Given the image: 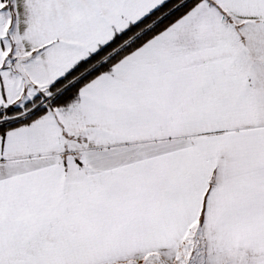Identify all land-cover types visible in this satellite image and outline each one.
Instances as JSON below:
<instances>
[{
  "label": "snow or ice",
  "instance_id": "1",
  "mask_svg": "<svg viewBox=\"0 0 264 264\" xmlns=\"http://www.w3.org/2000/svg\"><path fill=\"white\" fill-rule=\"evenodd\" d=\"M0 264H264V0H0Z\"/></svg>",
  "mask_w": 264,
  "mask_h": 264
}]
</instances>
